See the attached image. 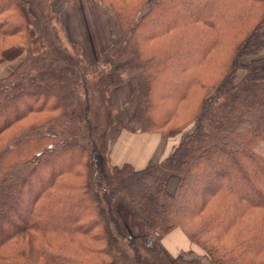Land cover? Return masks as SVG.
<instances>
[{
    "label": "trees",
    "instance_id": "trees-1",
    "mask_svg": "<svg viewBox=\"0 0 264 264\" xmlns=\"http://www.w3.org/2000/svg\"><path fill=\"white\" fill-rule=\"evenodd\" d=\"M101 1L119 36L90 64L52 0H0V63L25 52L0 78V264H203L162 248L175 227L264 264V0ZM131 76L142 130L193 121L141 169L110 162Z\"/></svg>",
    "mask_w": 264,
    "mask_h": 264
},
{
    "label": "crops",
    "instance_id": "crops-1",
    "mask_svg": "<svg viewBox=\"0 0 264 264\" xmlns=\"http://www.w3.org/2000/svg\"><path fill=\"white\" fill-rule=\"evenodd\" d=\"M52 8L59 13L68 38L82 49L86 61L90 64L99 61L101 54L118 39L117 21L111 5L107 2L101 0H52ZM24 47L26 49L27 44ZM94 48L96 51L97 49L100 51L98 55L92 53ZM24 53L6 62L8 63L6 68H9L5 72L6 74L19 64ZM136 83L137 78L131 76L110 89V100L118 108L119 113V128L110 150V162L116 166L129 163L135 169H141L163 160L179 141H168L169 135L163 131L141 129L136 121L134 104L129 102L132 87ZM175 178L174 175H170L166 179L165 188L168 192L173 190L176 183ZM168 241L171 243L174 241L175 244L179 243L180 245L184 241L190 242L179 227L173 228L159 239L160 245L172 253V249L166 246Z\"/></svg>",
    "mask_w": 264,
    "mask_h": 264
},
{
    "label": "rangeland",
    "instance_id": "rangeland-1",
    "mask_svg": "<svg viewBox=\"0 0 264 264\" xmlns=\"http://www.w3.org/2000/svg\"><path fill=\"white\" fill-rule=\"evenodd\" d=\"M61 24H62V22H61ZM63 25V24H62ZM64 26V25H63ZM231 34V33H230ZM68 36V35H67ZM226 38H229V35H227L226 36ZM70 40V39H69ZM95 51H96V48H94V52H92V53H94L95 55H98L99 53H100V51L97 49V51H96V53H95ZM102 55V54H101ZM101 58V57H100ZM249 58L250 57H242L241 58V61L242 62H246V61H248L249 60ZM6 62H8V61H5V62H3V63H0V78L1 77H4V76H6L7 74L5 73L7 70H9V68H6V65L8 64V63H6ZM15 69V68H14ZM13 69V70H14ZM12 70V71H13ZM240 71H238L237 73H239ZM4 74V76H2ZM6 74V75H5ZM9 74V73H8ZM261 75H250L249 76V78H259ZM108 77V80L109 81H111V77L110 76H107ZM118 109V108H117ZM192 123H193V121L192 120H190V122L188 121V122H184V123H182L181 125H179V126H176V128H175V132L172 134H170V133H168V132H166L169 136H168V141H173V142H178L180 139H181V137L184 135V134H186V133H188L190 130H191V128H192ZM116 138V137H115ZM114 138V139H115ZM176 179V178H175ZM163 236H161L160 238H162ZM188 237V236H187ZM159 238V239H160ZM189 239V238H188ZM169 240V239H168ZM190 240V239H189ZM170 243H171V241L169 242H167V244H166V246L168 247H170V249H172L171 251H172V253H170V252H168V251H166L163 247V249L171 256V257H176V256H183V257H186V258H200L201 259V261H202V263L203 264H213L212 262H211V260L209 259V257L206 255V252L204 251V249L200 246V245H198L197 243H195V242H193V241H191L190 240V242L189 241H184L181 245L178 243V244H175L174 243V241L171 243V245H170ZM160 244V243H159ZM172 246V247H171Z\"/></svg>",
    "mask_w": 264,
    "mask_h": 264
},
{
    "label": "bare ground",
    "instance_id": "bare-ground-1",
    "mask_svg": "<svg viewBox=\"0 0 264 264\" xmlns=\"http://www.w3.org/2000/svg\"><path fill=\"white\" fill-rule=\"evenodd\" d=\"M125 127H126V125H125Z\"/></svg>",
    "mask_w": 264,
    "mask_h": 264
}]
</instances>
